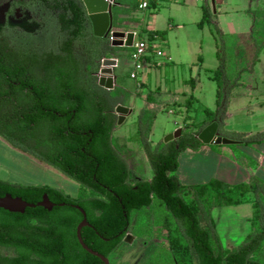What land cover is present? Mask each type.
Here are the masks:
<instances>
[{
  "label": "trees",
  "instance_id": "trees-1",
  "mask_svg": "<svg viewBox=\"0 0 264 264\" xmlns=\"http://www.w3.org/2000/svg\"><path fill=\"white\" fill-rule=\"evenodd\" d=\"M41 3L47 12L45 19L54 29L31 32L12 26L0 30V135L76 180L92 195L73 198L46 184L0 180V196L10 193L37 203L46 194L57 204L52 210L28 207L24 213L0 208V264H104L79 243L77 226L83 214L74 205L85 210L90 224L82 228V239L109 258L132 232L134 212L150 207L154 198L163 202L176 221L175 230L168 229L166 255H152L145 264H264L263 202H253L249 218L253 230L232 249L223 247L210 216L214 207L247 202L245 195L250 190L264 193V184L252 180L230 185L211 179L184 185L175 174L179 152L204 144L198 133L213 120L224 119L230 91L238 84L229 81L226 50L230 48L221 31L216 28L222 45L212 75L218 82L217 107L204 108L207 117L197 123L196 130L184 133L182 127L179 138L153 145L150 135L155 112L148 108L139 112L137 131L153 170L146 179L133 172L113 142L119 119L115 108L126 104L130 93L98 83L102 59L120 47L112 45L110 34L94 35L81 0ZM137 8V0H113V29L126 28V19L120 15ZM202 10L199 25L211 21L209 6L204 4ZM251 12L254 19L249 35L255 62L264 49V6ZM237 72L238 77L241 71ZM187 106L189 109V102ZM221 131L223 136L244 142L264 136V131L248 137L243 132Z\"/></svg>",
  "mask_w": 264,
  "mask_h": 264
},
{
  "label": "rangeland",
  "instance_id": "rangeland-1",
  "mask_svg": "<svg viewBox=\"0 0 264 264\" xmlns=\"http://www.w3.org/2000/svg\"><path fill=\"white\" fill-rule=\"evenodd\" d=\"M8 1L9 0H0V25L7 19L6 10L8 7ZM226 1L223 6H225L224 9L228 10H231L232 4L238 5L243 9L245 8L249 12L264 6V0H251V6L250 0ZM203 5L204 1H200L198 6L202 9ZM183 7L187 9L185 6ZM16 12H18L19 17L16 18L13 16L10 19L11 25L29 28V26L32 25V21H36V19L40 20L39 17H28L23 11ZM145 12L146 10L136 9L135 15L138 14V16L142 18L144 17ZM155 14L156 13L152 15H154L153 18L155 17L156 19V24L163 27V29H166L167 33L166 38L158 41V45L167 52H170L172 59L167 61H165V59L164 61L167 62V64L159 66L156 70H151L153 73L151 84L148 82V85L143 88L141 92L142 94L137 92L138 83L134 82L135 80L130 78V63L124 64L122 61L120 62V68L117 69V72L121 69L120 74L123 77L124 85L131 92L130 99L127 104L124 105L131 107L133 111L125 117V120L121 124L117 123L113 130V142L115 147L125 154V158L127 159L130 167L133 169V172L146 179L152 177L153 170L137 131L139 111L146 107L144 95H146L150 89L155 91L157 87L159 88L156 93L158 102L156 103L157 105L154 110L155 119L150 135L152 144L156 145L159 142H163L166 135L174 132L179 127L184 128V133L196 130L198 125L197 123L205 120L207 117L204 113V108H215L216 92L218 90V82L210 78V75H213L216 70V62L217 64L219 63L218 58H216L217 49H215L212 43L209 44L207 41L208 36L211 34L214 35L216 32V25L211 21L206 22L207 24H205V27L210 28L208 29L209 33L205 35L204 43L198 44L196 51L194 50V52L190 43L193 33L191 29L194 30V33L200 32V28L197 25L189 24L188 26H184L183 23H179L176 25L174 24L175 28L169 29L168 20H172L170 15L172 13L164 10L162 14L160 13L158 16H155ZM236 18L237 25L245 23L243 27H247V23L249 24L251 20L249 14H246L245 11H241L239 16ZM229 28H231V25ZM130 33L132 34H127L125 40L127 44L125 45L126 47L131 42L133 44L143 37L141 36L143 33L140 31H132ZM215 35L217 37V34ZM143 38H146V36ZM211 38L213 39L212 36ZM239 41L244 43V52L240 49L236 51L233 47H231V50H226V53L228 51L227 54L229 55L226 66L229 78L233 76L234 78L237 77L238 72L236 70V62L243 58H249L252 60L254 53V46H249L248 43L245 44V42H251L250 35H246V37L242 36ZM199 56H201V61H199L200 63H198ZM259 56L261 58L264 56V49L261 51ZM113 57H116L119 60H124L127 57V53L118 52L115 53ZM247 61L249 60L247 59ZM191 75H193L194 78H197V80L199 78L200 84L194 90V99L197 101V104L195 105V108H192L189 111L192 114L189 116L185 110V106L183 104H173L171 95L167 94H173L174 91L181 92L185 89L183 79L190 77ZM235 86H233V88ZM178 94V101L183 103L185 98L180 93ZM179 107L183 108V112L177 111V108ZM169 110H172L173 112H170ZM186 116H189L195 124H193L190 119L185 121ZM186 123L189 126H187ZM238 123V121L232 122L234 126ZM3 139L8 142L4 141V143H6L8 147H12L11 149L14 150H10L7 146H4L0 142V180L23 185L46 184L64 190L73 198H82L92 195V192L89 191V189L82 187L79 182L66 176L61 171L43 160L40 159L42 164H38L36 162L34 163L28 160L19 153L23 152L28 155L27 157L29 158H39L30 151L22 149L16 142L0 135V140L3 141ZM214 146L217 147L218 151L220 144ZM229 147H231V149L235 152L238 162L241 164L242 162L239 160L241 151L237 150V145L229 144ZM195 150L196 149L186 148L179 152V166L175 171V174L184 185L191 183H205L203 178L198 177L196 173L197 159L193 152ZM254 181L264 183V180L259 177ZM251 182L252 180L230 185L241 183L250 184ZM185 198L187 199V196H185ZM245 199L247 202L239 205L214 207L210 210V216L213 223L212 225L216 233L219 235V239L222 242L223 247L226 249H232L240 245L247 234L253 230L251 221L249 220L253 213V202L259 199L264 203V193L261 189L258 192L250 190L245 195ZM132 217V232L127 234L121 244L110 255V264H145L152 255H161L162 257L163 255H166L168 249H170L168 229L171 228L175 230L176 221L160 199L154 198L150 207L135 211ZM206 222L204 221L203 223L206 224ZM5 253L10 254V251L5 250Z\"/></svg>",
  "mask_w": 264,
  "mask_h": 264
},
{
  "label": "crops",
  "instance_id": "crops-1",
  "mask_svg": "<svg viewBox=\"0 0 264 264\" xmlns=\"http://www.w3.org/2000/svg\"><path fill=\"white\" fill-rule=\"evenodd\" d=\"M200 1H204V4L209 6L211 11V22L214 23L216 25V28H218L223 34L225 39V46H227L228 44L230 46L231 44L236 51L240 49L242 50V52H244V43L239 40H241L242 36L246 37V35H249L252 30L254 19L252 12H249L247 9H243L240 6L233 4L231 5V10L224 9L225 6H223V4L227 2L226 0L153 1L150 6L145 9V15L142 18L138 16V14L135 15L136 10L132 11L130 14L120 15V17L126 19L124 23L126 28L123 27L122 30L126 32H142L143 34L141 36H146V38L141 37V39L139 40H147L152 46V48H150L151 50L148 52V55L145 58V61L147 62L146 70L141 73L140 79L138 81H134L138 83V93L142 94L141 92L143 88L148 85V82L151 84V78L153 75L151 70H156V68H158L159 66L167 64V62L165 61L172 59L170 52H167L165 49L161 48L158 45V41L160 39L166 38L167 33L166 29H163V27L156 24V19L155 17L153 18L154 15L152 14L156 13L155 16H158L160 13L162 14L164 10L172 13L170 14L172 20H168L169 29L175 28V25L179 23H183L184 26H188L189 24L197 25L200 28V32L197 31L198 33H194V30L191 29L193 33L190 39L191 48L193 47L192 50L196 51V47L198 46V44L204 43L205 35L209 33L208 29H210L209 27H205V24H207L206 22L203 23V25L198 24L203 17V10L198 6ZM251 2L252 1L250 0V6L252 5ZM137 3H139V0H137ZM183 6H185L187 9H185ZM137 9H139V7ZM241 11H245V13L249 14L251 18L249 24L247 23V27H243L245 23L242 25H237L236 17L239 16ZM230 25L231 28H229ZM160 31H164V33L162 34V36H157L155 33H158ZM215 34H217V31L214 33V35H209L207 41L209 44L212 43V45L218 51V49L222 45V41L218 40V34L217 37ZM211 36L213 37V39L211 38ZM246 43H248L249 46H252L250 41L245 42V44ZM229 46L228 48L231 49V47ZM118 47L120 48L115 53L125 52L127 53V57L124 60H119V66L116 68V72L117 69L120 68L121 61L124 64L130 63L129 53L132 49L129 46ZM155 49L163 50V55H156L154 51ZM115 53L111 56L115 55ZM216 58H218V56ZM247 59L250 62L247 61ZM199 61H201V56L198 57V63H200ZM158 63L160 64L158 65ZM236 64V70L241 71V73L238 77L234 78L233 76L229 78L230 82L238 81V84H236V86L230 91L224 119H222V121L220 120V133L223 134V132L221 131L223 129L226 131L243 132L245 133L246 137H248L257 132L264 131V56L262 58L259 56L258 58H256L255 62H253L249 58H243L241 60H238ZM218 65L219 63L217 64L216 62L215 67L217 68ZM120 71L117 72V86L122 87L125 91L130 93L131 96V92L124 85L123 77L120 74ZM210 78H212V75H210ZM199 80V78L198 80L197 78H194L193 75H191L190 77H186L183 79L185 89H183L181 92L174 91L173 94H167L171 95L173 104H183L186 108L185 110L187 111V114L190 116L192 114L189 111L192 108H195V105L197 104V101L194 99V90L199 86ZM158 89V87L155 89V91L150 89V91L146 95H144L146 100V107L144 108L155 110L157 105L156 103L158 102L156 94L158 92ZM178 93L183 95V97L185 98L183 103L178 101ZM129 99L130 97L127 99V102ZM188 102L190 104L189 109L187 106ZM216 107L217 104L214 109H216ZM169 111L173 112L172 110ZM177 111L183 112V108L179 107L177 108ZM190 120L191 122H193L192 119ZM233 121H238L239 123L234 126L232 124ZM4 141L7 142L4 139L3 141L0 140L1 144L7 146V148L12 150V147H8V145H6ZM211 144L212 145L204 144L193 151L197 159V176L203 178L204 182H208L211 179H219L224 183L234 184L243 181L256 180L258 177L264 180V136L254 140H247L245 142L243 140H237V142L231 143L236 144L237 150L241 151V156L239 159L242 162L241 164L238 162V158L231 147H229V144L221 143L218 151L217 147L214 146L217 144ZM19 154L23 155L28 160L34 163L36 162L38 164H42L40 162V159L29 158L27 157L28 155L24 154L23 152Z\"/></svg>",
  "mask_w": 264,
  "mask_h": 264
},
{
  "label": "water",
  "instance_id": "water-1",
  "mask_svg": "<svg viewBox=\"0 0 264 264\" xmlns=\"http://www.w3.org/2000/svg\"><path fill=\"white\" fill-rule=\"evenodd\" d=\"M113 0H82L89 18L92 23L93 33L98 37H107L110 33L114 37L112 41L113 46H125L127 45L125 40L127 34H132V31H124V30H114L113 29ZM132 46V42L128 45ZM119 66V59L113 56H106L102 59L101 67L98 76L99 85L105 87L106 89H114L117 84L118 74L116 73V68ZM116 113L118 114V124H121L127 115H129L133 109L128 107L122 103H119L115 108ZM182 134V127L177 128L174 132L169 133L165 136L164 141L168 142L174 139H177ZM197 137L204 144H231L237 142L232 138L227 136H223L220 133V121L215 119L208 125H206L197 135ZM57 204L49 199V197L45 194L42 200L37 203H31L27 200H24L20 196H13L10 193H7L3 196H0V208L8 210L10 212H19L24 213L28 207H36L41 206L48 210H52ZM61 206L64 203L59 204ZM77 209L81 211L83 214V219L79 222L77 226V237L81 246L88 251L89 253L99 257L104 264H110V260L108 257L103 254L93 250L90 248L82 239L81 230L85 226H89V222L87 220L85 210L79 205H74Z\"/></svg>",
  "mask_w": 264,
  "mask_h": 264
},
{
  "label": "flooded vegetation",
  "instance_id": "flooded-vegetation-1",
  "mask_svg": "<svg viewBox=\"0 0 264 264\" xmlns=\"http://www.w3.org/2000/svg\"><path fill=\"white\" fill-rule=\"evenodd\" d=\"M41 1L42 0H36V1L35 0H9L8 1V7H7V10H6L7 19H6L5 22H3L0 25V30L2 28L12 27V26L20 28V29H22L24 31H31V32H35V31H38V30L40 32H44L45 30L49 31V30L54 29L53 27L48 25L49 20L45 19V17H46L45 15H46L47 12L44 11V8L41 6L42 5ZM81 2H82V0H81ZM82 4H83V2H82ZM16 11H23L24 13H26V15L28 17H30V18L39 17L40 20L36 19V21H32V25L29 26V28H31V29H29L28 27L11 25L10 19L13 16H15L16 18L19 17L18 12H16ZM86 12H87V10H86ZM54 16L55 15H53L52 17H54ZM87 19H88L87 23L90 24V26L92 27V23H91V20L89 18L88 13H87ZM129 233H127V234H129ZM127 234L125 235V237L127 236ZM124 238L122 239V241L124 240Z\"/></svg>",
  "mask_w": 264,
  "mask_h": 264
},
{
  "label": "built area",
  "instance_id": "built-area-1",
  "mask_svg": "<svg viewBox=\"0 0 264 264\" xmlns=\"http://www.w3.org/2000/svg\"><path fill=\"white\" fill-rule=\"evenodd\" d=\"M156 0H139L138 7L139 9H147L150 4ZM114 37L110 33V41L112 42ZM131 51L129 53V62L131 65L130 78L138 81L140 79L141 73L144 72L147 68V62L145 61L148 52L152 48L151 44L147 40H137L131 46ZM156 55H163V50L155 49ZM160 63H158L159 65Z\"/></svg>",
  "mask_w": 264,
  "mask_h": 264
}]
</instances>
